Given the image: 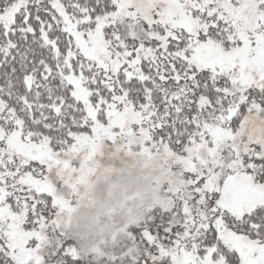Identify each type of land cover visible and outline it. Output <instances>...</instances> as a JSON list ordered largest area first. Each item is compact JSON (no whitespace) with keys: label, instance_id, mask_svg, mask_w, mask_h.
Listing matches in <instances>:
<instances>
[{"label":"snow or ice","instance_id":"obj_1","mask_svg":"<svg viewBox=\"0 0 264 264\" xmlns=\"http://www.w3.org/2000/svg\"><path fill=\"white\" fill-rule=\"evenodd\" d=\"M0 264H264V0H0Z\"/></svg>","mask_w":264,"mask_h":264}]
</instances>
